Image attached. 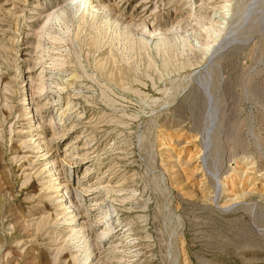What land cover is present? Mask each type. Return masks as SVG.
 I'll list each match as a JSON object with an SVG mask.
<instances>
[{
	"label": "rangeland",
	"instance_id": "1",
	"mask_svg": "<svg viewBox=\"0 0 264 264\" xmlns=\"http://www.w3.org/2000/svg\"><path fill=\"white\" fill-rule=\"evenodd\" d=\"M72 1L0 0V264H264V0Z\"/></svg>",
	"mask_w": 264,
	"mask_h": 264
},
{
	"label": "bare ground",
	"instance_id": "2",
	"mask_svg": "<svg viewBox=\"0 0 264 264\" xmlns=\"http://www.w3.org/2000/svg\"><path fill=\"white\" fill-rule=\"evenodd\" d=\"M91 1L93 3H95V5L92 6V9H95L96 10V13L104 12V13L108 14V11H111L110 14H108V16H110L111 18H113L112 17L113 14H116L117 16H120L118 9L115 6H113L109 2V0H73L72 2L66 3V5L68 4L69 6L74 7L76 11H78V9L80 8V6H84V7L85 6H88V5L90 6L91 3H92ZM61 10H62V8H61ZM54 173L55 172H52L51 175H53ZM67 209H69V208H67ZM73 212H74L73 210L68 211V213H70V214L73 213ZM73 219L75 220L76 219V216ZM86 231H87V229H85V226H82L80 228V230L79 231H76V232L78 234H81V233H84Z\"/></svg>",
	"mask_w": 264,
	"mask_h": 264
}]
</instances>
